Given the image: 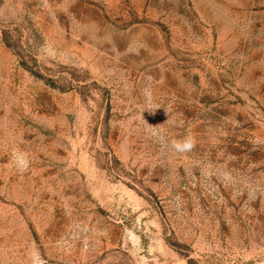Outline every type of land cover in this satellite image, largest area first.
<instances>
[{"label":"rangeland","instance_id":"1","mask_svg":"<svg viewBox=\"0 0 264 264\" xmlns=\"http://www.w3.org/2000/svg\"><path fill=\"white\" fill-rule=\"evenodd\" d=\"M0 264H264V0H0Z\"/></svg>","mask_w":264,"mask_h":264},{"label":"clouds","instance_id":"2","mask_svg":"<svg viewBox=\"0 0 264 264\" xmlns=\"http://www.w3.org/2000/svg\"><path fill=\"white\" fill-rule=\"evenodd\" d=\"M195 138L191 135L184 137L182 140L172 139L170 141L171 147L178 153H187L193 150L195 147ZM14 160L18 168L21 170L26 169L27 167V160L24 154L22 153H15Z\"/></svg>","mask_w":264,"mask_h":264}]
</instances>
